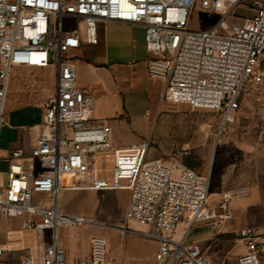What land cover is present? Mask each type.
Listing matches in <instances>:
<instances>
[{
    "label": "built area",
    "instance_id": "2783aa9c",
    "mask_svg": "<svg viewBox=\"0 0 264 264\" xmlns=\"http://www.w3.org/2000/svg\"><path fill=\"white\" fill-rule=\"evenodd\" d=\"M248 2L254 14L233 20L235 8ZM196 6L217 17L202 30L188 28ZM66 19L79 22L80 33L64 27ZM98 21L143 27L146 72L163 82L165 101L218 111L221 125L251 102L264 119V0H0V127L15 68L50 70L55 84L33 145L9 150L0 185V217L21 220L37 245L36 256L24 255L20 264H108L101 236L90 238L87 254L67 262L59 230L82 226L155 242L156 260L138 264H212L186 243L187 233L196 223L218 231L233 220L230 204L247 191L222 192L216 213L209 203V172L149 159L144 140L111 144L109 126L94 122V92L77 84L68 57L81 41L96 44ZM70 191L128 192L122 222L63 210L61 194ZM235 234L243 245L236 264H260L256 228L244 226ZM5 256L0 245V264Z\"/></svg>",
    "mask_w": 264,
    "mask_h": 264
},
{
    "label": "rangeland",
    "instance_id": "374dc122",
    "mask_svg": "<svg viewBox=\"0 0 264 264\" xmlns=\"http://www.w3.org/2000/svg\"><path fill=\"white\" fill-rule=\"evenodd\" d=\"M253 14L248 2L235 8L233 20ZM216 18L215 14L203 13L196 6L188 28L202 30ZM63 25L80 33L77 21L66 19ZM54 88L50 70L27 67L13 70L5 103V123L0 127L1 158L6 157L9 146L14 142L19 124L32 126L39 121L41 108L49 102ZM21 105H39L41 108ZM144 128L146 133L137 142H148L147 158L161 159L168 167L177 162L183 165L189 162L195 172L210 173L209 203L216 213L220 212L218 205L222 192L247 191L245 197L230 204L233 220L222 225L213 243H209L212 255L207 254L211 263L230 264L231 254L239 243L235 233L244 226H252L260 236L259 262L264 264V119L255 103L242 105L229 122L221 125L218 111L170 103L162 97L152 102ZM23 167H26L25 163ZM5 181L6 164L1 161L0 185H4ZM127 201L126 191H70L61 194L60 203L67 212L119 225ZM21 225V220H3L0 217V245L6 250L4 264H20L24 255L36 256L37 245L33 234L23 231ZM128 226L135 228L130 223ZM64 234L66 240L74 243L83 255L88 251L91 237H103L108 245V258L113 264L156 260L157 245L148 239L92 226L64 228Z\"/></svg>",
    "mask_w": 264,
    "mask_h": 264
},
{
    "label": "crops",
    "instance_id": "0c3cea01",
    "mask_svg": "<svg viewBox=\"0 0 264 264\" xmlns=\"http://www.w3.org/2000/svg\"><path fill=\"white\" fill-rule=\"evenodd\" d=\"M96 37V44L90 45L81 41L80 47L70 51L68 57L75 65L77 84L86 86L94 92V122L109 126L110 142L114 147H128L136 143L140 136L145 135L144 125L151 110V104L163 97L164 84L147 75L148 55L145 50L142 26L98 21ZM21 106L40 107L39 105ZM42 113L41 108V116ZM41 116L32 126H26L24 123L18 125L16 138L9 146L6 157L11 149L18 147L25 151L30 149ZM134 134L137 137H133ZM119 139L122 141L119 142ZM6 157H0V162L6 164L7 170ZM59 234L68 263L74 254L83 255L79 253L74 243L66 240L64 228L59 230ZM217 234L218 231L215 232L209 223H196L189 229L186 243L196 245L210 258L212 254L209 252L208 245L210 242L213 243V238ZM241 253H243V245L239 241L231 254L230 264H236V258ZM144 262L149 263L151 260L142 263ZM138 263L141 262L132 264ZM108 264L113 262L110 260ZM120 264H124L123 261Z\"/></svg>",
    "mask_w": 264,
    "mask_h": 264
},
{
    "label": "trees",
    "instance_id": "16d2710c",
    "mask_svg": "<svg viewBox=\"0 0 264 264\" xmlns=\"http://www.w3.org/2000/svg\"><path fill=\"white\" fill-rule=\"evenodd\" d=\"M184 166H186L188 168H193V165L189 162H184Z\"/></svg>",
    "mask_w": 264,
    "mask_h": 264
}]
</instances>
